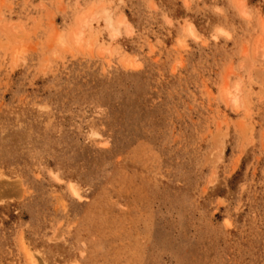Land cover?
<instances>
[{
  "label": "rangeland",
  "instance_id": "rangeland-1",
  "mask_svg": "<svg viewBox=\"0 0 264 264\" xmlns=\"http://www.w3.org/2000/svg\"><path fill=\"white\" fill-rule=\"evenodd\" d=\"M24 249L264 264V0H0V264Z\"/></svg>",
  "mask_w": 264,
  "mask_h": 264
},
{
  "label": "bare ground",
  "instance_id": "bare-ground-1",
  "mask_svg": "<svg viewBox=\"0 0 264 264\" xmlns=\"http://www.w3.org/2000/svg\"><path fill=\"white\" fill-rule=\"evenodd\" d=\"M241 4V3H240ZM239 5V4H238ZM92 10V9H91ZM103 15L105 16V18H104V20H105V23H106V28H108V29H112V32H111V36H112V38L114 37V36H116V34L118 33L117 31V29L116 28H114V19H113V17H111L110 16V14L108 13L107 15H106V12H104L103 13ZM84 16H86V15H84ZM86 19H87V16H86V18H84V17H82L81 18V20H79V26L80 27H78V31L76 30V32H72V38H73V41L76 43V44H80V42H81V40H82V35H83V30H82V28H83V26L86 24ZM125 19V18H124ZM124 19H120V20H118L117 21V23H116V25L117 26H121L122 24L123 25H125V26H128V22L126 21V20H124ZM81 24V25H80ZM82 27V28H81ZM113 33V34H112ZM55 40L58 42V43H60L61 44V46H62V44H64V48H65V46H66V44H67V41H66V39H64L62 36H57L56 38H55ZM89 40V39H88ZM64 42V43H63ZM75 44V45H76ZM91 46V45H90ZM63 48V47H62ZM63 48V49H64ZM67 48V47H66ZM261 49L263 50V45H261ZM128 63V62H127ZM224 92H225V96H231L232 95V97H230V99L231 98H233V100H235V98L233 97V94H231V92H229V90L227 89V88H225L224 89ZM235 92H236V90H235ZM233 93V92H232ZM228 99V98H227ZM237 99V98H236ZM236 103V102H235ZM6 184V183H5ZM71 189H72V187H71ZM72 194H74L75 196H78L77 195V193H76V191L74 190V189H72ZM26 247V246H25ZM21 250H23V249H21ZM24 253H25V256H26V258L28 259V262H29V264H33L34 263V258H33V256L30 254V252H28L26 249H24Z\"/></svg>",
  "mask_w": 264,
  "mask_h": 264
}]
</instances>
